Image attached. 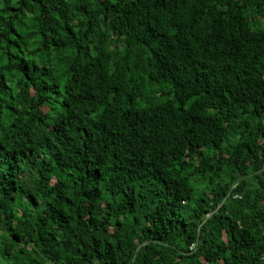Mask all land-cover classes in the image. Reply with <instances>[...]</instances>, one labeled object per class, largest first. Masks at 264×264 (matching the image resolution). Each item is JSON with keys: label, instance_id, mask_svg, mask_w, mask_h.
<instances>
[{"label": "trees", "instance_id": "obj_1", "mask_svg": "<svg viewBox=\"0 0 264 264\" xmlns=\"http://www.w3.org/2000/svg\"><path fill=\"white\" fill-rule=\"evenodd\" d=\"M0 264H264V0H0Z\"/></svg>", "mask_w": 264, "mask_h": 264}]
</instances>
